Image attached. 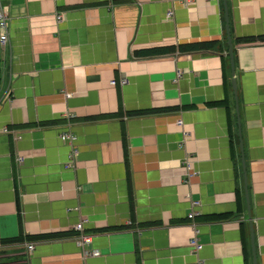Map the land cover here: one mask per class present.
Wrapping results in <instances>:
<instances>
[{
	"label": "crops",
	"instance_id": "obj_1",
	"mask_svg": "<svg viewBox=\"0 0 264 264\" xmlns=\"http://www.w3.org/2000/svg\"><path fill=\"white\" fill-rule=\"evenodd\" d=\"M0 5V264H264V0Z\"/></svg>",
	"mask_w": 264,
	"mask_h": 264
},
{
	"label": "built area",
	"instance_id": "obj_2",
	"mask_svg": "<svg viewBox=\"0 0 264 264\" xmlns=\"http://www.w3.org/2000/svg\"><path fill=\"white\" fill-rule=\"evenodd\" d=\"M183 2H190L192 0H182ZM208 1H213V2H217L218 0H208ZM172 17V9H169L166 13V18L169 19ZM62 15L60 12H58L56 14V20L57 22H61L62 20ZM9 22H10V17H9V13L7 12L6 8L3 7L2 5H0V49L2 51V56L4 57V54H7L9 59L11 57V50H10V40H9ZM178 75H180V72H178ZM121 84H124L126 82V79L123 78L121 79ZM9 92V87L6 89V91H4L3 93L6 95ZM3 94V95H4ZM66 118L71 119L73 117V115L71 113H66ZM179 124H181V120L177 121ZM1 133H10L13 132L11 129H9L8 127H2L0 129ZM185 136H187L186 131L184 132ZM15 135V139H18L20 137L19 133H14ZM60 139L64 142H68L72 145V152L70 154V160L66 163L67 167L73 166L74 165V160H75V156L77 154V150L73 145V142L75 140V134L70 130H66L61 132L60 134ZM16 160L18 162H22L23 157L20 155H16ZM186 165L188 167V163L187 161ZM190 175V173H188V176ZM191 201V206H197L199 205V201H195V200H190ZM197 212L194 209H191L188 213H187V219L191 220L190 225H191V229H192V235L189 239V244L191 246V248H193L194 250H199L201 248V243L199 241V228L196 222L193 221V218L196 216ZM74 231L76 232V235L74 236L75 242L77 243V245L80 248L81 254L83 257H87V256H94V255H98L99 251L95 248H91L90 244L92 242V235L90 234H86L83 232V227H82V222H78L74 225ZM34 245L33 243H28L27 244V249L29 251H31L33 249ZM200 264V263H197Z\"/></svg>",
	"mask_w": 264,
	"mask_h": 264
},
{
	"label": "water",
	"instance_id": "obj_3",
	"mask_svg": "<svg viewBox=\"0 0 264 264\" xmlns=\"http://www.w3.org/2000/svg\"><path fill=\"white\" fill-rule=\"evenodd\" d=\"M226 32H227L228 55L230 57V61H231V64H232V60H233V45H232L231 38L229 36V29H228V25L227 24H226Z\"/></svg>",
	"mask_w": 264,
	"mask_h": 264
},
{
	"label": "trees",
	"instance_id": "obj_4",
	"mask_svg": "<svg viewBox=\"0 0 264 264\" xmlns=\"http://www.w3.org/2000/svg\"><path fill=\"white\" fill-rule=\"evenodd\" d=\"M193 47H194L193 45L186 46L185 50H191ZM162 51H164V50L154 49V50L148 51V53H158V52H162ZM0 83H1V76H0ZM127 171H128V169H127ZM127 173H129V172H127Z\"/></svg>",
	"mask_w": 264,
	"mask_h": 264
}]
</instances>
